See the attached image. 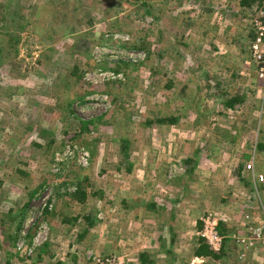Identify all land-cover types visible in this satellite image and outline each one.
Listing matches in <instances>:
<instances>
[{
	"label": "rangeland",
	"instance_id": "374dc122",
	"mask_svg": "<svg viewBox=\"0 0 264 264\" xmlns=\"http://www.w3.org/2000/svg\"><path fill=\"white\" fill-rule=\"evenodd\" d=\"M12 3H17L15 13L24 18L5 16ZM254 3L0 0V264H92L93 255L141 264V252L152 264H169L168 249L181 256L173 259L174 264H201L192 254V236L203 232L206 216L229 225L224 249L230 253L255 249L264 253V240L253 238L244 247L238 241L245 237L247 224L255 227L256 223H249L264 221V80L246 62L245 28L250 26ZM231 18L235 24L230 22L234 27L228 31L225 26ZM85 38L87 56L77 51ZM118 60L130 65L117 74L102 69L104 61ZM75 63L84 69L82 80L67 86L62 67ZM232 96H240L243 102L230 110L223 101ZM68 109L74 113H66ZM76 116L97 118V126L67 144L77 132ZM166 116L178 121H154ZM82 137L97 138L98 143L92 142L87 150ZM121 138L128 140L126 159L120 152ZM51 154H56L55 162H64L61 174L46 179L15 230L5 221L7 209L17 208L26 196L24 190L42 184L54 166ZM189 155L203 160L202 180L221 185L208 189L214 201L224 195V187L235 188L228 200L233 205L225 209L220 204L203 205L207 199L201 200L194 191L198 179L192 174L183 179L194 188L189 189L192 193L176 184L177 191L168 192L165 210L160 209L158 216L147 213L144 203L151 190H161L154 185V168L163 182L175 183L177 176L185 174L181 160ZM239 164L251 183V195L234 180ZM224 172L233 182L222 179ZM60 181L84 183L85 203L61 197L62 203L53 208L57 215L38 221L53 195V184ZM235 210L241 216L238 225L233 220ZM89 212L95 222L84 231V216ZM184 216L200 219L202 227L187 241L175 239L170 244L166 221L173 229L172 222H187ZM139 221L141 225L134 223ZM195 226L188 225L187 230ZM29 232H33L31 244L26 238ZM262 259L264 264V255Z\"/></svg>",
	"mask_w": 264,
	"mask_h": 264
},
{
	"label": "trees",
	"instance_id": "16d2710c",
	"mask_svg": "<svg viewBox=\"0 0 264 264\" xmlns=\"http://www.w3.org/2000/svg\"><path fill=\"white\" fill-rule=\"evenodd\" d=\"M15 4L17 5V3H14V4L12 3V7H11L12 9H9L6 12L5 16H7V13H9L12 18L13 17L24 18L23 14H16L15 13V7H16ZM18 25L20 27V24H18ZM80 40H78V41H80L82 48L80 46H79L80 48L77 47V51H81L82 55L87 56V54H88L87 51H89V49H88L89 48V43L86 40V38L85 39H80ZM123 44L127 45V43H123ZM130 44L131 43H129V47L135 48L133 46L134 44L133 45L132 44L130 45ZM72 47H74L73 44H72ZM70 56H72V59L75 60L76 55L70 53ZM101 64L104 65V66H102L103 70L110 71V72H113L115 74L119 73V71H120V69L122 67L126 68V67H128L130 65L128 62H126L124 60L110 61V62L109 61H107V62L104 61ZM62 69L65 72V74L63 76H64V79L66 80V85L67 86H69V85H74L75 86V85H77L78 83L81 82L82 74H83L84 69L80 68L78 64L75 63V64L70 65V66L64 65V67H62ZM83 100H84L83 98L80 99L81 102ZM241 102H243V100L241 99L240 96H232L230 98L225 99L223 101V105H224V107H226V108L231 110V109H236L237 105L240 104ZM66 113H69V114L72 113L73 114L74 112L73 111L71 112L68 109L66 111ZM76 118H78V116H76ZM78 119H79L78 120L79 124L77 126L76 135H72V137H69L68 141L66 142L67 144H72V142L77 140V137L79 135H81L84 132H90L91 131L90 129H93L94 127L97 126V124L95 123L97 118H91V119H88V120H82L80 118H78ZM154 121L165 123V124H174V123H176L178 121V117L166 116V117H163L161 119H159V118L155 119ZM146 122H147V124L153 123L152 120H147ZM53 140H54L53 138L48 140V143L46 144L45 151L48 152L49 149L52 147ZM80 141L83 142V145L85 144L84 147L87 148V150H90V146L92 145V142L96 143V144L98 143V139L97 138L87 139V137L86 138L82 137L80 139ZM34 145L37 146V147H43L42 144H39L37 142H35ZM62 147H64V142L58 148L56 153L59 152ZM127 148H128V140L125 139V138H121V140H120V152L123 154V157H122L123 159L127 158V155H126L127 154ZM51 155H52L51 163L54 164L53 168H51V170H50L51 173L49 172V174L46 175L47 177L42 179V182H41L42 184L37 185L32 191L27 190L28 191V193H27V191L24 190L25 192H23V195H26V196L24 198H21L18 201L19 205L17 206L16 209H14L12 207L11 208L9 207L7 209V212H6L7 219H5V221L6 222H10L12 225H14L15 230H17L19 228V226L21 224V220L24 217L25 211L28 208L30 200L36 195V192H37L38 189H40V188L43 189L44 184L46 182V179L48 177H49V179H51V177H52V180H54L56 177L58 178L60 176V174H61V168L64 166V162L63 161L62 162H55L53 160V158H54V156L56 154H51ZM191 164H192L191 158H187V159L183 160V162L181 163V167H183L185 173H191L192 172L191 171L192 170ZM17 171L19 173H22V174L26 175V173L24 171H22V170H17ZM70 173H72V172H70ZM235 174L237 176L238 181H240V183L244 184L248 188L247 191H248V193H250L249 195L253 194L254 191L252 190V186H251L250 181L247 180L242 174V164H239L237 166V168L235 169ZM63 176H64V174H63ZM49 181L50 180H48L47 182H49ZM53 185L55 186V187H53V189H54L53 195L43 205V207H42V209L40 211V214L38 215V217H39L38 221H41V220L42 221H46L48 216H56L57 215L56 214V210L53 209V208L59 206V204L62 203L61 197H65L66 199L68 198L69 200H75V201H77V202H79L81 204H84L85 201H86V192H85V188L86 187H85L84 183H82V182L60 181L59 183L53 184ZM52 201H53V203L51 204ZM50 204H51L52 207L49 208ZM152 206H154V205H152ZM84 217H85L86 222H87V226L84 229V231H87L89 228H91L94 225L95 217H92L90 212L88 214H86ZM73 220H76V218H74V219L64 218L65 222L66 221L67 222H70V221L72 222ZM197 221H198L197 225H198V227L200 226L199 227V229H200L202 227V221L200 219H198ZM3 222H4V220L2 221V223ZM245 226H246V223H245ZM247 226H249V225L247 224ZM227 228L228 227H227L226 223H224L222 220H218L217 221L216 230H217L218 234L221 237V247L218 250V252H216L215 250H213L210 247L208 241L204 237L199 236L197 238L196 242L193 245V248L195 247L194 248L195 254L196 255H202V256L210 257V258H215V259L219 258L221 256L223 250H224V247L227 246L228 241H229L228 236L226 235ZM168 234H169V239H171L170 244H172L175 241V237L172 235L170 227H169V233ZM26 236H27L26 238H28L27 239L28 240V244L29 243L31 244L32 238H33V232H29L28 234H26ZM13 239H15V238L13 237ZM160 243L164 247V240L163 239H161ZM47 245H48L47 243L45 245L43 244V246H47ZM166 253L169 256V264H174L173 251L168 249ZM39 257H40V260L43 259L42 256H39ZM139 258H140L141 264H152L151 259H148V255H146L145 253H141L139 255ZM7 263L10 264L9 261Z\"/></svg>",
	"mask_w": 264,
	"mask_h": 264
},
{
	"label": "crops",
	"instance_id": "0c3cea01",
	"mask_svg": "<svg viewBox=\"0 0 264 264\" xmlns=\"http://www.w3.org/2000/svg\"><path fill=\"white\" fill-rule=\"evenodd\" d=\"M230 22H232L231 24H233V23L235 24V20L233 18H231V21L229 20V22H226L228 25L224 24V25H226L225 28L228 31H230L231 28L234 27V26H232V27L230 26ZM245 32L247 33V38H248L249 43H250V41L253 38V33H252L251 27L249 26L248 28H245ZM232 41H235V40H232ZM232 46H233V44L230 47H232ZM248 47H249V45H248ZM248 50H249V48H248ZM248 54H249V51H248ZM188 158H191V160H192V164H191V168H192L191 171L192 172L191 173H185V174H182L180 176H177L175 178V180H176L175 183L174 182H170L169 180H167L166 183L163 182L162 181V175H161V177L155 175L157 173V171H158V168H154V175H153V177L156 178V179H154V185L155 184L156 185H160L161 190H156V189L151 190L152 192H151V194H149V196H150V198L148 199L149 201H145V203H144V205L146 206V209L145 210L147 211V213L150 212V213L154 214L155 216H158L159 215V212H160V209L165 210V206L167 204H169L168 203V199H169L168 192L170 194V190H176L177 191L176 184L181 187L180 189L185 188L184 191H188L190 193H192V192L189 189H194L193 187H196L194 189V191H198V195L201 198V200H204L205 198L207 199V202H205L203 205L208 206V204H209V206L212 207L213 205L216 206V205L220 204L221 205L220 206L221 209H225L226 207H229V206H232L233 205V204H228V200H229L230 196L234 193V189L235 188L231 187V185L228 186V187H226V188L224 187V189H227V190H225L224 195L223 196H220L217 200L214 201L212 199V196H211L212 194H210V193H212V191H209L208 189L212 185H213V187H215L214 185H219V184H217V182L215 180H213V183H210V182H208L206 180L205 181L202 180L203 179L202 171H200L201 164H202V162H201L202 159L201 158L199 159L198 156L196 157L194 155L193 156L192 155H189ZM185 159H187V158H185ZM183 160L184 159L181 160V163L183 162ZM154 166H156V165H154ZM159 173H160V171H159ZM192 174H194L196 180L197 179L198 180H197L196 184L193 185V187L186 186L188 184V181H185L183 179H185V176H187L188 178H190ZM223 174H224V176L223 175H220V176H222V179L224 181H226V179H228V178H226L228 176V175H226L227 172H224ZM220 176H219V179H221ZM233 177H234V180L237 181V183L239 184L240 181H238L235 172L233 174ZM201 181H203V182H201ZM231 182H233V180L231 178H229L228 179V183H231ZM219 186H221V185H219ZM164 189H166V191H165L164 194H162V191H164ZM181 194H183V192H181ZM194 199L195 198H193L192 201H194ZM177 201L178 200H176V202ZM195 203L196 202H194V204ZM152 205H154V206H152ZM195 206H196V204H195ZM141 209H143V208L141 207ZM162 210H161V212H162ZM235 211L236 212L233 214L234 215L233 220H237V222H234V224L235 225H238L239 223H241V216L239 217V215H240L239 214V211H237V210H235ZM169 217L172 218L171 212L169 214ZM184 218H185V220H187V222L189 221L190 224H187V222H184V219H180V220H177V222H175V223L172 222L173 223V229H172V227L169 224V223H171V221H166V224H165L164 227L166 228V235H168V239H169V234H168L169 233V227H170L171 232H172V235L175 237V239H184L185 241H187V237L189 235H191L190 233L196 234L197 229L200 227V226L198 227V225H197V222L198 221L197 220H195V221L188 220V218L186 216H184ZM222 221L224 223H226L227 227H229V225L227 224L226 221H224V220H222ZM242 222L244 223V221H242ZM134 223L139 224V225L142 224L141 221H139L138 223L137 222H134ZM252 223H256L257 224L258 222H250L249 224H252ZM193 224L196 225V226L193 227V228H191V229H189V230H187V226L188 225H193ZM154 225H156V224L154 223ZM192 237H193V245H194V243L196 242V240H197V238L199 236L194 235ZM192 237H191V239H192ZM160 239H163L165 241L166 238L163 235V236L160 237ZM169 241H171V239H169ZM178 242H180V241L178 240ZM185 245H187V244L184 243V247H185ZM193 245L191 246L193 257L195 259L201 260V262H200L201 264L202 263L203 264H213V263L214 264H257L258 262L260 264H262V261H263L262 256L264 255V253L262 252V250H256L255 249V250H249V252H246V251L241 250L238 253H237V251L230 253L228 251L229 249L226 248V249L223 250L221 256L219 258H216L215 259V258H210V257L202 256V255H196L195 252H194V248L195 247L193 248ZM149 246H151L152 249H153L155 247V243H153L150 240ZM170 250H172V249H170ZM172 251H173V257L174 258H177V257H180L181 258V256L178 253L176 254V252H175L176 250L173 249ZM141 253H143V252H141ZM141 253L138 254V257H139V255ZM238 257H240V258L243 257V259H241V261H240V260H238Z\"/></svg>",
	"mask_w": 264,
	"mask_h": 264
},
{
	"label": "built area",
	"instance_id": "2783aa9c",
	"mask_svg": "<svg viewBox=\"0 0 264 264\" xmlns=\"http://www.w3.org/2000/svg\"><path fill=\"white\" fill-rule=\"evenodd\" d=\"M254 1L253 14L250 20L253 38L249 43V59L246 62L248 64L252 63L255 66L257 77L264 80V0ZM258 223L255 227H249L250 237L239 238L241 243L246 244L247 241H251L253 238L255 241L264 240V221ZM216 224L215 219L206 216L203 220V232L200 233V236L208 241L213 250L218 251L221 246V237L216 230ZM90 259H92V264H128L126 260L112 256L101 258L93 255Z\"/></svg>",
	"mask_w": 264,
	"mask_h": 264
},
{
	"label": "clouds",
	"instance_id": "9594fccd",
	"mask_svg": "<svg viewBox=\"0 0 264 264\" xmlns=\"http://www.w3.org/2000/svg\"><path fill=\"white\" fill-rule=\"evenodd\" d=\"M258 224H259V223L255 224V226H257ZM249 227H250V226H247V230H246V232H245V237H244V238H248V237H250ZM238 238H239V237H238ZM241 238H243V237H241ZM238 241H239V239H238ZM239 244H240L242 247L245 246V244L241 243L240 241H239ZM216 252H218V251H216Z\"/></svg>",
	"mask_w": 264,
	"mask_h": 264
}]
</instances>
